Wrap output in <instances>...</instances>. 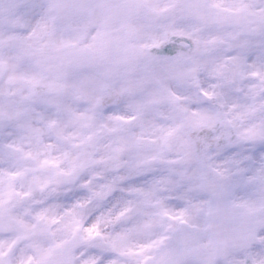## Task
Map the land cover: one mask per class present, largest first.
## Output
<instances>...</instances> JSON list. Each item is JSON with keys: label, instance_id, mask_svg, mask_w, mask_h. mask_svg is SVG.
<instances>
[{"label": "snow or ice", "instance_id": "1", "mask_svg": "<svg viewBox=\"0 0 264 264\" xmlns=\"http://www.w3.org/2000/svg\"><path fill=\"white\" fill-rule=\"evenodd\" d=\"M0 264H264V0H0Z\"/></svg>", "mask_w": 264, "mask_h": 264}]
</instances>
